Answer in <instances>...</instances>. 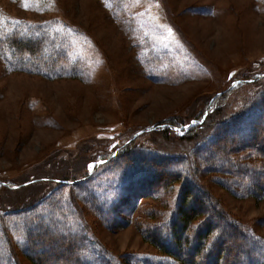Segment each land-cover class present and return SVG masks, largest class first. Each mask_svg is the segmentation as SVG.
Returning a JSON list of instances; mask_svg holds the SVG:
<instances>
[{"label":"rangeland","instance_id":"1","mask_svg":"<svg viewBox=\"0 0 264 264\" xmlns=\"http://www.w3.org/2000/svg\"><path fill=\"white\" fill-rule=\"evenodd\" d=\"M14 30L44 50L0 41V264H164L194 177L264 253V0H0Z\"/></svg>","mask_w":264,"mask_h":264},{"label":"trees","instance_id":"2","mask_svg":"<svg viewBox=\"0 0 264 264\" xmlns=\"http://www.w3.org/2000/svg\"><path fill=\"white\" fill-rule=\"evenodd\" d=\"M4 39L8 42L6 48L10 50L9 53L17 58L37 56L44 50L43 38L35 34L14 30L0 36L1 44H4ZM262 117L260 125L253 127L248 137L264 158V110ZM124 151L119 154H125ZM169 175L170 178L159 183L161 186L169 188L179 181L178 176ZM191 179L193 186L186 183L180 193L176 214L169 226V239L164 241L154 232V236L149 237V241L169 258L164 264H264V253L259 255L250 248L244 231L227 220L224 212L215 208L216 200L203 189L200 179ZM72 183L80 184L76 180ZM205 202L212 207L211 211L202 209ZM223 225H226V230ZM42 256V260L48 264L53 263V258L55 260L49 254ZM70 258L65 255L62 259L69 262Z\"/></svg>","mask_w":264,"mask_h":264}]
</instances>
